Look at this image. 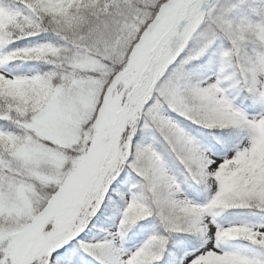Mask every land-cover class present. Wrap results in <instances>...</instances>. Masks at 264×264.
Returning <instances> with one entry per match:
<instances>
[{"label":"snow or ice","instance_id":"1","mask_svg":"<svg viewBox=\"0 0 264 264\" xmlns=\"http://www.w3.org/2000/svg\"><path fill=\"white\" fill-rule=\"evenodd\" d=\"M0 264H264V0H0Z\"/></svg>","mask_w":264,"mask_h":264}]
</instances>
